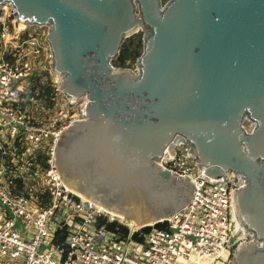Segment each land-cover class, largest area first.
Returning a JSON list of instances; mask_svg holds the SVG:
<instances>
[{"label": "water", "instance_id": "1", "mask_svg": "<svg viewBox=\"0 0 264 264\" xmlns=\"http://www.w3.org/2000/svg\"><path fill=\"white\" fill-rule=\"evenodd\" d=\"M4 3L18 22L49 27L60 90L89 100L57 144L63 181L139 226L162 223L192 196L189 178L159 164L184 141L207 175L245 178L233 200L254 242L236 246L232 264H264V0ZM140 31L137 72L114 67Z\"/></svg>", "mask_w": 264, "mask_h": 264}, {"label": "built area", "instance_id": "2", "mask_svg": "<svg viewBox=\"0 0 264 264\" xmlns=\"http://www.w3.org/2000/svg\"><path fill=\"white\" fill-rule=\"evenodd\" d=\"M15 12L11 3L0 7V44L9 43L0 56V264H232L235 247L254 242L238 227L233 205L243 175L207 178L184 141L174 143L161 166L190 178L193 193L163 222L166 228L145 232L120 222L128 234L119 237L98 225L114 220L63 181L55 159L63 132L85 119V107L78 113L60 103L48 117L31 109L46 96L26 83L53 73V54L47 35H21L27 26H19ZM6 19L14 22L13 33ZM64 228L65 243L58 244L56 232Z\"/></svg>", "mask_w": 264, "mask_h": 264}, {"label": "rangeland", "instance_id": "3", "mask_svg": "<svg viewBox=\"0 0 264 264\" xmlns=\"http://www.w3.org/2000/svg\"><path fill=\"white\" fill-rule=\"evenodd\" d=\"M168 1L169 0H161V3L164 6ZM136 12H137L138 16L141 17V12H140L138 3L136 4ZM5 21H6V25L9 28V32L13 33L12 31H14V29H15L14 28V22L9 21V19H6ZM1 26H2V24H1ZM26 26H27L26 30H24L21 33V35L24 34V37H26V33H28V34H35L36 33V36H38L39 38H42V39L46 38L47 31L49 29L48 26L44 27L43 29H39L38 27H36L37 25H35V24L34 25H26ZM128 40H129V37L125 39V41L123 42L122 45L127 44ZM0 45L2 47V49H0V56H1L3 50L6 49V47H9V43L8 44L1 43ZM38 63H39V61H38ZM112 64L116 68H127V69H130L131 71L135 72L137 61L136 60H134V61L128 60L126 67H119L116 63V59H114L112 61ZM60 78L57 77L54 72L52 73L50 71L46 74V78L39 80V79H37V77H35L31 82L28 81L26 83V84H29L28 85L29 88L33 87L34 91L38 90L39 92H42L47 87H51V86L55 87V89H56V90H54V92L50 91V93L48 94V97H43L44 105L34 104L31 106V109L36 112L37 116H42V115L45 117L50 116L52 114V110L51 111H49V110L53 109L54 106L57 107L58 104H60V103H66V106L74 112L80 113L81 110L83 109L84 104L87 101V98L82 97L81 99L74 100L70 103V101L68 100L69 98H67L65 96V94L59 88L58 83L60 82ZM243 125H244L245 129L249 132L253 129V123H251V121L249 119H245ZM107 217L109 219H111V216L108 214H107ZM111 220H115L118 223L123 222V224L126 225L128 228L130 227L128 225L127 221H125V220H121L119 218H113V217ZM149 227L152 228V227H154V225H150ZM56 229L57 228H55V230ZM45 248L46 247H44L42 250H44Z\"/></svg>", "mask_w": 264, "mask_h": 264}, {"label": "trees", "instance_id": "4", "mask_svg": "<svg viewBox=\"0 0 264 264\" xmlns=\"http://www.w3.org/2000/svg\"><path fill=\"white\" fill-rule=\"evenodd\" d=\"M143 32H138L134 34L133 36L129 37V40L127 44L122 45L120 53L116 59V63L119 67H126L127 66V61L128 60H136L141 56L143 52ZM53 89V90H52ZM55 87H47L43 92H42V97L46 96L48 97V94L51 92H54ZM2 154V151L0 150V155ZM20 187V186H19ZM20 190V189H19ZM99 226L105 225L106 229L110 232L116 233L119 237H125L128 234V228L117 221H107L101 220L98 224ZM156 228H166L167 223H157L154 225ZM151 227H146L144 229L145 232L149 231ZM67 232L66 229H59L56 232V242L58 244H64L66 240Z\"/></svg>", "mask_w": 264, "mask_h": 264}, {"label": "bare ground", "instance_id": "5", "mask_svg": "<svg viewBox=\"0 0 264 264\" xmlns=\"http://www.w3.org/2000/svg\"><path fill=\"white\" fill-rule=\"evenodd\" d=\"M19 23V26L21 27V28H24V27H26V25H25V23L23 22V23H21V21H19L18 22ZM142 27V23L140 24V26H139V28H141ZM59 84V83H58ZM83 97H86L87 98V96L86 95H84ZM82 98V97H81ZM81 98H79V99H81ZM71 100H73V99H71ZM74 101V100H73ZM88 98H87V101H86V103L84 104V107H86V105H87V103H88ZM85 111H86V108H85ZM172 155V153L171 152H169V153H167V154H165V155H162V157H161V159H160V162H159V164L160 165H162V162L164 161V159H166V158H168L169 156H171ZM201 169H203L204 170V172H205V168H204V166H200V165H198ZM226 173H236V172H225L224 174H226ZM223 174V175H224ZM237 174H240V173H237ZM222 175V176H223ZM241 175V174H240ZM205 176L207 177V178H219V177H211V176H209V175H207L206 173H205ZM221 177V176H220ZM243 177V176H242ZM190 179V178H189ZM243 184H242V186L244 185V183H245V178L243 177ZM190 182L192 183V181H191V179H190ZM241 186V187H242ZM240 187V188H241ZM73 191H75V192H77L79 195H82L83 197H85V195H83V194H81L80 192H78V191H76L75 189H73L72 187H70ZM240 188H238V189H240ZM237 189V190H238ZM236 191V190H235ZM234 191V192H235ZM192 193H193V191H192ZM234 194V193H233ZM189 203V202H188ZM233 205H234V209L236 208V206H235V203H234V200H233ZM99 206H101V205H99ZM102 207V206H101ZM103 208V210H105V212L108 214V215H110L111 217H113V218H119V219H121V220H125V221H127V223H128V225L130 226V227H132L133 229H136V228H139L140 226L139 225H137L136 223H134L132 220H129V219H126L123 215H121V214H117V213H114V212H112V211H110V210H108L107 208H105L104 206L102 207ZM179 212V211H178ZM237 212V211H236ZM177 213V212H176ZM175 213V214H176ZM175 214H173V215H175ZM172 215V216H173ZM172 216H170V217H168L167 218V220L168 219H170ZM236 218H237V225H238V227L240 228V229H243L244 231H245V236L246 235H248L249 233H251L249 230H248V228H246L245 227V225L242 223V220L241 219H239V217H238V214L236 213ZM166 220V221H167ZM149 225H153L152 223H149ZM248 232V233H247ZM244 242H251V241H249V240H243V241H241V243L239 244V245H241L242 243H244ZM238 245V246H239ZM242 245H244V244H242Z\"/></svg>", "mask_w": 264, "mask_h": 264}]
</instances>
